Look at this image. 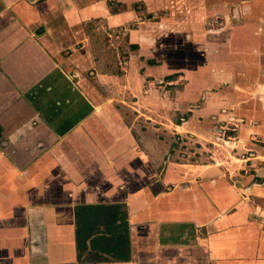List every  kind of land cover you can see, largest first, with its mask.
<instances>
[{"label": "crops", "instance_id": "0c3cea01", "mask_svg": "<svg viewBox=\"0 0 264 264\" xmlns=\"http://www.w3.org/2000/svg\"><path fill=\"white\" fill-rule=\"evenodd\" d=\"M94 22L127 30L123 72ZM216 132L229 157L170 159ZM0 264H264V0H0Z\"/></svg>", "mask_w": 264, "mask_h": 264}, {"label": "rangeland", "instance_id": "374dc122", "mask_svg": "<svg viewBox=\"0 0 264 264\" xmlns=\"http://www.w3.org/2000/svg\"><path fill=\"white\" fill-rule=\"evenodd\" d=\"M117 0H115L116 2ZM116 8V7H115ZM117 9V8H116ZM119 9V8H118ZM92 25V27H91ZM213 25V24H212ZM86 33L89 35V45L93 48L95 52V57L99 62L97 64V70L102 73L112 74L114 71H122L125 65V61L128 59V52L130 50V46L127 39V30H108L105 26L104 22H94L89 24L86 29ZM108 33H112L113 37L108 36ZM119 36V37H117ZM122 50V51H121ZM120 51V55H118ZM127 52V53H126ZM120 69L117 64H120ZM122 66V67H121ZM173 69H180L183 66H172ZM123 74V73H122ZM179 73H175L173 75H169L158 82L155 83V88L157 89L155 96L157 98V110H158V118L156 119V126L164 128L165 122H168L171 125L170 119L165 118V111H168L167 107L165 106V98H176L177 92L181 91L183 85L185 84V79L179 76ZM118 80V79H116ZM119 81V80H118ZM130 92V91H129ZM131 93V92H130ZM122 95V93H121ZM133 94H131V97ZM162 97V98H161ZM132 99V98H130ZM175 107H177L176 99ZM201 102L196 103L195 105H200ZM132 104V103H131ZM127 107L126 115L127 121L132 123L135 120L133 112L135 109L132 107ZM161 110H164L161 112ZM163 113V114H162ZM162 114V116H161ZM188 113H175L173 115L174 122H181L182 117H187ZM141 125L140 128L143 126H148L145 123L144 117L141 118L140 121ZM225 125V124H224ZM216 126L217 130V123L214 125ZM228 126H232L229 125ZM228 126L222 127L223 131L228 136H231L232 129H228ZM165 133V131H160ZM230 132V133H229ZM168 133L167 140L164 139L166 144L168 145L169 149V157L172 161L186 163L189 165H197V164H212L217 163V158H227L229 157V152L231 151V147L224 143L222 145L217 144V132L215 139L213 138H200L194 135L185 134H171ZM165 137V135H163ZM220 136V135H219ZM221 138L224 141L225 136L221 133ZM229 155V156H228Z\"/></svg>", "mask_w": 264, "mask_h": 264}, {"label": "trees", "instance_id": "16d2710c", "mask_svg": "<svg viewBox=\"0 0 264 264\" xmlns=\"http://www.w3.org/2000/svg\"><path fill=\"white\" fill-rule=\"evenodd\" d=\"M132 48H135L136 46L135 45H133V46H131ZM82 209H84V208H82Z\"/></svg>", "mask_w": 264, "mask_h": 264}, {"label": "water", "instance_id": "95a60500", "mask_svg": "<svg viewBox=\"0 0 264 264\" xmlns=\"http://www.w3.org/2000/svg\"><path fill=\"white\" fill-rule=\"evenodd\" d=\"M36 1V0H35Z\"/></svg>", "mask_w": 264, "mask_h": 264}]
</instances>
